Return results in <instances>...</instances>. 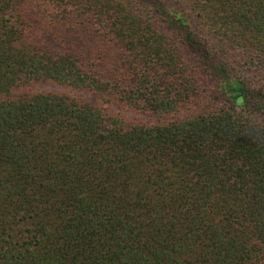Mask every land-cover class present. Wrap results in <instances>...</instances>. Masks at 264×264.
<instances>
[{
	"label": "trees",
	"instance_id": "obj_1",
	"mask_svg": "<svg viewBox=\"0 0 264 264\" xmlns=\"http://www.w3.org/2000/svg\"><path fill=\"white\" fill-rule=\"evenodd\" d=\"M0 264H264V0H0Z\"/></svg>",
	"mask_w": 264,
	"mask_h": 264
}]
</instances>
